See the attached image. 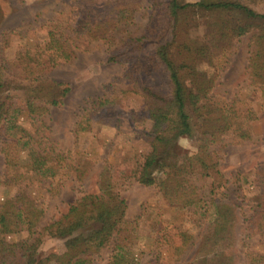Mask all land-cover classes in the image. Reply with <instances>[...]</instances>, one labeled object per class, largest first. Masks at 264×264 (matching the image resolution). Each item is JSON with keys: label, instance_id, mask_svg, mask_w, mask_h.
<instances>
[{"label": "trees", "instance_id": "1", "mask_svg": "<svg viewBox=\"0 0 264 264\" xmlns=\"http://www.w3.org/2000/svg\"><path fill=\"white\" fill-rule=\"evenodd\" d=\"M141 1L70 0L66 10L57 11L45 22L44 38L12 59L3 53L5 43L0 33L5 75L0 83L4 165L0 185L17 188L12 196L0 200V264H89L105 249L109 250L107 264H163L162 245H168L164 236L161 257L160 245L148 258L137 247L138 235L126 216V201L116 190L120 181L130 178L144 186H156L163 200L181 214L191 210L211 221V231L201 237L187 264H233L232 257L223 255L225 247L235 243L244 246L253 236H264V165L256 168L262 175L259 201L247 204V209L219 202L214 195L222 180L216 152L210 149L223 136L236 144L249 141L258 116L243 98L235 96L224 104L213 101L209 93L214 79L198 69L202 58L228 49L233 45L231 40L247 36L248 79L264 96V12L253 10L244 0H146L149 13L142 32L126 33L108 51L107 61L124 68L103 85L106 93L82 108L71 133L79 138L94 125L118 127L119 96L114 87L123 83L121 92L139 100L140 112L131 115V121L148 125L150 151L136 168L105 163L95 169L89 158L63 153L51 140L45 116L49 108L62 103L69 88L45 77L51 69L47 53L70 62L76 51H87L93 42L110 45L114 30L133 21ZM2 16L0 8V22ZM151 42L156 47L148 51L146 46ZM20 114L30 128L19 120ZM182 138L195 146L196 160L178 149ZM93 175L96 192L84 193L58 218L39 227L47 203L60 194L65 183L73 180L83 185ZM209 178L214 180L206 193L201 180ZM88 217L92 227L80 231ZM179 223L181 227L171 234L176 238L169 242L175 261L194 239L184 222ZM237 225L243 226L239 239ZM23 233L26 236H21ZM8 235L13 239L8 240ZM44 236L63 238L62 252L40 257L38 249ZM246 264H264V253L246 258Z\"/></svg>", "mask_w": 264, "mask_h": 264}, {"label": "rangeland", "instance_id": "2", "mask_svg": "<svg viewBox=\"0 0 264 264\" xmlns=\"http://www.w3.org/2000/svg\"><path fill=\"white\" fill-rule=\"evenodd\" d=\"M181 1L193 3L198 0ZM69 2L70 0H0L3 13L0 33L5 43L3 46L5 57L12 59L17 52L30 48L43 39L46 33L45 22L57 11L66 10ZM244 2L253 10L264 12V0H244ZM148 6L146 0L140 2L133 21L126 26L120 25L114 30L110 45L102 41L93 42L88 46L87 51H76V56L70 62H63L53 52L47 53L51 69L45 77L62 82L69 88L62 103L57 107L49 108L45 116L50 127L51 140L63 153L72 155L78 153L89 158L95 163V169L105 163L136 168L150 151L146 134L147 122H132L130 119L131 115L140 112L139 100L135 96L121 92L123 83H117L114 87L115 94L119 96L117 108L121 124L118 127L94 125L89 132L79 138H75L71 133V128L82 108L92 99L106 93L107 90L103 85L121 74L124 65L108 62V51L115 47L126 33L138 35L142 32L147 23ZM12 30H15L12 34L7 33ZM231 41L233 45L228 49L202 58L198 69L214 79V87L209 93L213 101L224 104L228 99L237 96L249 101L258 116L249 141L236 144L230 137L223 136L221 141L210 146V149L216 152L217 169L222 180L220 187L215 191L214 199L247 209V204L260 200L262 189V175L256 173V168L264 165V96L248 79L246 70L248 37L243 36ZM155 47L156 44L151 42L146 46V50L151 51ZM3 67L4 63L0 58V83L5 79ZM23 117L20 114L19 120L23 121ZM132 118L136 120L140 115ZM23 124L30 128L28 122L23 121ZM182 139L187 140L188 146L182 147L179 143L178 149L187 152L189 157L196 160L195 146L187 138ZM3 171V158L0 153V177ZM95 180L96 176L93 175L83 185L73 180L65 183L60 194L47 203L39 227L58 218L70 203L84 193L96 192ZM213 180L214 178L201 180L204 186L202 190L207 193L208 184ZM16 189L14 186L0 185V200L12 196ZM116 190L126 201V216L132 221L133 230L138 235L136 244L143 251L144 258H148L154 247L158 245L160 250H157L161 257V237L164 236L168 245H162L163 264H187L195 254L201 237L209 234L212 229L211 221L209 222L207 218L199 217L191 210L187 215L181 214L180 211L169 206L154 185L144 186L130 178L120 181L116 185ZM181 221L184 222L186 232L194 239L193 245L178 261H175L176 256L169 242L171 238H176L171 234L175 232L176 227H181L179 223ZM91 227V217H88L80 231H87ZM164 228L166 230H163ZM242 229V225H237L235 228L238 239L241 238ZM21 236H26V233ZM7 239L12 240L13 236L8 235ZM63 242V238L44 236L38 255L44 257L50 253L62 252ZM257 253H264V236L255 235L246 240L244 246L235 243L223 249L224 256L233 258V264H246V258L250 260L251 256ZM108 256L109 250L105 249L94 256L89 264H107Z\"/></svg>", "mask_w": 264, "mask_h": 264}, {"label": "clouds", "instance_id": "3", "mask_svg": "<svg viewBox=\"0 0 264 264\" xmlns=\"http://www.w3.org/2000/svg\"><path fill=\"white\" fill-rule=\"evenodd\" d=\"M179 143H180V145H181L182 147H187V146H188V142H187V140H185V139H181V140L179 141Z\"/></svg>", "mask_w": 264, "mask_h": 264}]
</instances>
